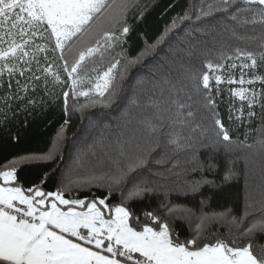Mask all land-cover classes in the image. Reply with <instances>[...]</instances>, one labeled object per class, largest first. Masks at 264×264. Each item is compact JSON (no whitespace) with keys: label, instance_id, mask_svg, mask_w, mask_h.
<instances>
[{"label":"snow or ice","instance_id":"snow-or-ice-1","mask_svg":"<svg viewBox=\"0 0 264 264\" xmlns=\"http://www.w3.org/2000/svg\"><path fill=\"white\" fill-rule=\"evenodd\" d=\"M129 7V4H115L114 0H0V101L3 108L11 111L16 101L25 107H35L33 97L38 89L42 87L45 95L53 96L50 82L55 86L66 80L71 82L72 97H84L90 105L111 107L118 99L119 82L125 79L127 68L142 63L157 46L146 45L136 57H125L123 72L118 58L102 71L93 66L97 54L102 59L108 49L125 42L131 30L126 22ZM117 9L120 10L118 16L114 14ZM214 11L227 14L235 22V26H223L222 31L238 39L243 37L238 36L237 28L246 25L264 28V0H220L219 5L193 6V14L186 11L173 19L172 26L183 21H201ZM106 21L120 25L118 34L104 27ZM171 30L170 27L166 32ZM255 30L253 27L252 31ZM193 31L208 35L210 30L196 27ZM226 48L231 50L224 51ZM221 49L215 61L207 57L202 61L201 74H194L193 79L202 106L216 126L217 140L231 143L229 129L217 110L220 85L239 84L241 87L229 89L230 95L246 102L248 120L257 115L253 110L255 106H259L260 118L264 120V36L259 41V51L227 44H222ZM235 70L239 71L238 79ZM213 80L215 95L210 83ZM257 82L259 89L255 87ZM85 84L87 88L83 87ZM162 93L163 90L161 97L155 100L149 97L146 107L153 109V115L139 121L143 133L137 135L134 131L133 140L127 146H120L118 154L109 157L99 173L66 177L55 191H45L44 181L27 188L19 185L17 166L51 157L23 156L0 168V264H264V247H260L259 252L254 251L251 239L241 245L235 238L217 236L211 241L206 235L213 222L226 223L229 235L235 228L239 239L264 234V209L259 218L252 219H249L251 205L239 218H230V210L202 213L197 218L194 233L182 241L179 233L171 229L168 219L146 211L142 222L128 207L134 199L155 191L139 177L160 155L159 149L168 145L180 150L192 147L191 137L184 138L174 130L165 132L164 128L174 129L185 122L186 116H193V112L185 111L188 108L185 103L164 98ZM61 94L67 116L70 93ZM191 99L188 96V100ZM40 102H44L43 97ZM87 106L81 105L77 110ZM234 111L239 113L235 119L240 121L244 104L238 110L230 104L229 121L233 120ZM3 118L8 119L7 112ZM68 123L66 119L61 128ZM181 140L186 142L182 144ZM188 162L192 164V171L203 172L215 167L206 166L194 152ZM233 175L232 168L226 166L223 179L227 181ZM188 183L195 191L200 184L212 181L201 177ZM73 188L107 190L108 194L81 198L71 195ZM116 191L127 194L120 204L111 205L108 201ZM66 193L70 194L69 198ZM162 207L167 217L193 216L191 210H180L175 205Z\"/></svg>","mask_w":264,"mask_h":264},{"label":"trees","instance_id":"trees-1","mask_svg":"<svg viewBox=\"0 0 264 264\" xmlns=\"http://www.w3.org/2000/svg\"><path fill=\"white\" fill-rule=\"evenodd\" d=\"M114 3L130 5L126 12V22L131 30L125 42L108 49L102 59L97 54L93 66L102 71L114 58H118L121 61L120 71L123 72L126 67L125 57H136L149 44L157 45L155 49L145 56L142 63L127 68L125 79L119 82L121 91L118 99L111 107L103 104L90 105L84 97H72L71 82L67 80L55 86L50 82L53 96L45 95L42 87L38 89L33 97L36 101L35 107H25L16 101L12 110L8 111L0 101V168L23 156L51 157L17 166L19 185L27 188L44 181L45 191H55L63 178L83 177L90 172L99 173L104 170L109 157L118 154L120 146H127L133 140L134 131L137 135L143 133L139 121L153 115V109L146 107L149 97L153 100L160 98L163 90L164 98L177 99L188 105L185 111L190 109L193 112V116L184 118L183 124H177L174 129L165 127L164 131L174 130L184 138L191 137L192 147L180 150L168 145L159 149L160 155L155 157L147 169L141 171L139 177L155 191L143 198L134 199L128 203V207L142 222L145 220L143 213L146 211L154 212L161 219H168L171 229L179 233L182 241L194 233L197 218L202 213L230 210V218H239L244 216L245 209L251 205L249 219L259 218L264 209V120L260 118V108L255 106L253 110L257 115L248 120L246 102L232 97L229 92V89L241 86L221 84L217 110L222 122L229 129L232 142L217 140L216 126L202 106L193 75L201 74L202 61L206 57L216 60L222 44L259 51L264 28L259 25L237 28L238 36L243 37L238 39L230 32L222 31L223 26H235V22L227 14L215 11L212 16L203 17L201 21H183L175 27L172 26L173 19L183 16L186 11L193 14V6L198 8L207 4L219 5L220 0H114ZM119 11L117 9L114 14L118 16ZM104 27L117 31L118 34L120 25L106 21ZM170 27L172 30L166 32ZM196 27L210 30L209 34L202 35L193 31ZM253 27L255 32L252 31ZM223 50L230 51L231 48ZM61 74L63 78V73ZM234 75L238 79L239 71L235 70ZM165 80L169 82L164 83ZM210 83L215 95L214 80ZM83 87L87 88L88 85ZM255 87L260 88L259 82ZM63 91L70 93L67 116L61 94ZM188 96L192 99L188 100ZM41 97L43 103L40 102ZM242 103V119L237 121L235 116L239 113L234 111L233 120L229 121L230 104L238 110ZM81 105L88 106L77 110ZM4 112L8 114L7 120L3 118ZM66 119L69 123L62 129L61 125ZM185 142L181 140L182 144ZM193 152L206 166L212 164L215 167L203 172L192 171V164L188 161ZM229 161L232 162L230 165ZM226 166H230L234 173L227 181L223 179ZM201 177L212 183L200 184L193 191L188 182L200 180ZM107 194V190L99 191L95 188L91 191L73 188L71 191V195L81 198H90L92 195L103 197ZM126 194L127 192H114L109 204H120ZM65 195L69 198L70 194ZM169 204L180 210H191L193 216L186 218L177 214L167 217L162 206ZM228 227L224 222H213L206 235L211 241L217 236L235 238L241 245L251 239L254 251L257 252L260 247H264V234L256 233L250 238L239 239L235 228L232 235H229Z\"/></svg>","mask_w":264,"mask_h":264}]
</instances>
